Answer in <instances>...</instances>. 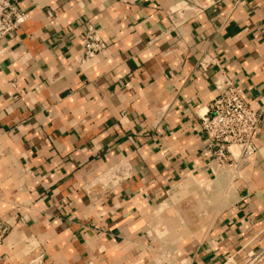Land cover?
I'll list each match as a JSON object with an SVG mask.
<instances>
[{"label":"crops","instance_id":"crops-1","mask_svg":"<svg viewBox=\"0 0 264 264\" xmlns=\"http://www.w3.org/2000/svg\"><path fill=\"white\" fill-rule=\"evenodd\" d=\"M17 3L26 20L0 41V264H240L264 247V122L237 177L213 175L200 126L223 72L264 99V0ZM89 25L107 48L85 61ZM205 189L200 233L158 248L162 216L172 236L190 226L174 200Z\"/></svg>","mask_w":264,"mask_h":264},{"label":"built area","instance_id":"built-area-1","mask_svg":"<svg viewBox=\"0 0 264 264\" xmlns=\"http://www.w3.org/2000/svg\"><path fill=\"white\" fill-rule=\"evenodd\" d=\"M195 5L198 12L205 9L201 4ZM26 17L17 0H0V41L12 35ZM87 28L83 37L85 61L91 60L107 48L98 30L92 25ZM214 87L217 95L208 112L201 117L200 126L205 135L201 153L215 177L221 173L237 177L257 153L255 136L264 122V99L257 107H253L243 89L224 72L216 77ZM1 196L0 182V199ZM9 230V224L0 216V243ZM263 260L264 247L248 252L247 258L240 264H260ZM221 264L239 263L229 257Z\"/></svg>","mask_w":264,"mask_h":264},{"label":"rangeland","instance_id":"rangeland-1","mask_svg":"<svg viewBox=\"0 0 264 264\" xmlns=\"http://www.w3.org/2000/svg\"><path fill=\"white\" fill-rule=\"evenodd\" d=\"M227 177H230V174L226 175ZM208 188H211L210 186H208ZM218 191V190H217ZM203 194L200 195V193H197L196 191H194L193 194H188L187 192H184L183 195H185L183 197V199H176L174 200V202L172 203V212L174 214V212H177L181 215V212H190V215L188 217V221L190 223V226L187 227V231L186 233H182V232H179L177 233L176 235L172 236L173 234L170 233V226H166L165 224V221H166V218H164L162 216L161 220H160V224L157 228V232H154L153 233V238H155V242L159 247H163L162 245H165L166 242H171V241H181V242H184L185 238L186 237H189L191 235H196V234H199L198 232H196L198 229H197V222L200 221V220H207L209 221V219L211 218V216L208 214V212L212 211V209L214 210V208H212L213 206V203L214 202V195H213V191L210 190H204V192H202ZM182 195V196H183ZM176 213L175 217H173V226L174 225H179L180 227V223L184 224L182 218L180 216H178ZM200 213L201 214H204L205 213V216L202 215L200 216ZM170 219V218H169ZM170 224V222H169ZM176 225V226H177ZM172 226V227H173ZM187 226V225H186ZM170 227V228H169ZM181 229V227H180ZM176 241V242H177ZM157 248V249H158Z\"/></svg>","mask_w":264,"mask_h":264}]
</instances>
